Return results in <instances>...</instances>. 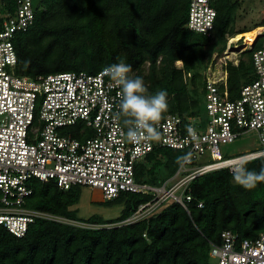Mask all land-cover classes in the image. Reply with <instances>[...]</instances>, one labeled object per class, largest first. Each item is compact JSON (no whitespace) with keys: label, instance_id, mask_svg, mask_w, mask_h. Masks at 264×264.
Returning <instances> with one entry per match:
<instances>
[{"label":"trees","instance_id":"1","mask_svg":"<svg viewBox=\"0 0 264 264\" xmlns=\"http://www.w3.org/2000/svg\"><path fill=\"white\" fill-rule=\"evenodd\" d=\"M189 3L42 0L34 24L17 36L18 71L29 76L96 72L122 61L132 66L130 77L143 78L145 95L167 92L168 109L161 118L171 113L196 117L203 113L208 69L215 65L214 55L226 50L227 37L264 23L237 30L233 21L240 0H218L215 31L207 36L185 26ZM263 43L261 35L252 49L242 52L246 58L237 65L226 63L231 96L254 78L253 51ZM184 155L157 148L138 164L137 181L163 185L180 167L177 157ZM246 167L259 172L264 157ZM232 173L223 168L198 175L190 183L193 199L187 208L167 199L151 214L127 223L152 194L121 192L107 200L125 202L119 217L81 219L70 209L79 187L63 190L55 180L32 179L34 191L26 207L90 226L38 218L17 237L0 225V264H214L210 249L222 243L224 230L234 231L240 240L264 234V182L248 190L235 183Z\"/></svg>","mask_w":264,"mask_h":264},{"label":"built area","instance_id":"2","mask_svg":"<svg viewBox=\"0 0 264 264\" xmlns=\"http://www.w3.org/2000/svg\"><path fill=\"white\" fill-rule=\"evenodd\" d=\"M217 1L190 0L185 26L212 36ZM41 8L42 0H0V225L9 232L22 237L38 218L60 220L26 207L34 191L32 179L55 180L63 190H99L105 200L121 192L152 194L127 223L151 214L167 199L187 208L193 199L190 183L198 175L223 168L233 172L243 157L249 161L264 157V43L253 51L254 78L237 96L229 90L228 61L218 71L209 72L214 67L210 66L205 112L186 118L167 114L155 123L159 141L131 143L119 111L121 88L104 74L106 66L96 72L71 70L36 76L18 71L17 36L30 29ZM261 35L264 31L255 41ZM231 62L237 65L239 59ZM250 132L257 134L262 148L199 162L207 153L220 154L221 144ZM157 148L181 150L186 160L161 186L137 181L138 164ZM221 237L222 243L210 249L214 264H264V234L240 240L226 229Z\"/></svg>","mask_w":264,"mask_h":264},{"label":"clouds","instance_id":"3","mask_svg":"<svg viewBox=\"0 0 264 264\" xmlns=\"http://www.w3.org/2000/svg\"><path fill=\"white\" fill-rule=\"evenodd\" d=\"M103 72L121 88L118 94L119 111L124 117L127 139L131 143L159 141L160 134L155 123L168 109L167 92L162 90L155 95H145L147 88L143 78L130 77L128 74L132 72V66L122 61L106 66ZM189 132L195 138L194 130L189 129ZM184 160L186 157H177V163ZM248 162L247 157L241 158V162L234 166L232 174L236 184L251 190L259 182H264V167L259 172L250 171L246 167Z\"/></svg>","mask_w":264,"mask_h":264},{"label":"rangeland","instance_id":"4","mask_svg":"<svg viewBox=\"0 0 264 264\" xmlns=\"http://www.w3.org/2000/svg\"><path fill=\"white\" fill-rule=\"evenodd\" d=\"M38 2L39 0H34ZM233 26L237 30L243 29H252L257 24L264 23V0H240L238 4L235 15H234ZM264 28V27H262ZM252 30L246 31L248 34H240V38L238 39L239 44L246 43L247 35L251 34ZM264 29H262L263 33ZM257 36V35H256ZM227 47L230 46L231 50L235 53L233 59L229 58L227 54L216 53L214 55L215 65L212 67L209 72L218 71L221 68V65L224 61H237L240 58H246L243 51L250 48L251 41H249V45H246L242 48L235 49L231 43H229V36L227 37ZM242 42V43H241ZM229 43V44H228ZM225 50V51H226ZM178 66L182 67L181 63H177ZM204 102V101H203ZM203 112H205V105L202 104ZM263 145L260 143L258 136L254 132H250L248 134L242 135L236 141L228 144L220 145V154L213 155L207 153L206 155L199 158L200 163L213 162L222 160L225 158L234 157L237 155H241L250 151H255L259 148H262ZM78 201L76 204L70 207L72 211H75L78 218L86 219L93 215H98L105 220L115 219L119 217L123 209L125 207L124 201H107L103 198L101 191L99 190H91L86 187H80L78 189ZM60 218V217H59ZM58 218V219H59ZM60 220L64 222H69L68 219L60 218ZM76 225L84 226V223L73 222ZM88 225V224H87ZM211 262L214 261L213 258H210Z\"/></svg>","mask_w":264,"mask_h":264},{"label":"bare ground","instance_id":"5","mask_svg":"<svg viewBox=\"0 0 264 264\" xmlns=\"http://www.w3.org/2000/svg\"><path fill=\"white\" fill-rule=\"evenodd\" d=\"M258 29V28H257ZM262 29H264V28H262ZM260 34H262V33H260ZM259 34V30H256V32L254 33V34H251L250 36H248L247 37V40H246V43H243V44H239L240 42H238V39L240 38V35H234L233 37H230L229 38V43H231L232 44V46L235 48V49H239V48H242V47H244V46H246V45H249V41H251L253 38H255L256 39V37L258 36V35H260ZM257 35V36H256ZM255 39H254V41H255ZM228 43V44H229ZM242 43V42H241ZM227 47V46H226ZM225 54H227V56L229 57V58H231V59H233V57H234V55H235V53L231 50V48H230V46H228V48H227V50L225 51ZM218 155V154H217Z\"/></svg>","mask_w":264,"mask_h":264},{"label":"crops","instance_id":"6","mask_svg":"<svg viewBox=\"0 0 264 264\" xmlns=\"http://www.w3.org/2000/svg\"><path fill=\"white\" fill-rule=\"evenodd\" d=\"M262 27H264V26H259V27L254 28V30L251 32V34H254L256 32V30H259V34H260L262 32ZM245 33L248 34L246 31L243 32V34H245ZM251 34H249V35H251ZM249 35H247V36H249Z\"/></svg>","mask_w":264,"mask_h":264}]
</instances>
